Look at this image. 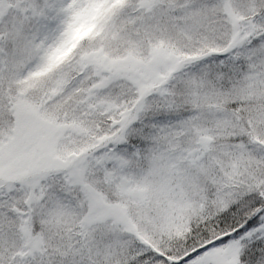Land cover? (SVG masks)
<instances>
[{"label":"snow or ice","instance_id":"1","mask_svg":"<svg viewBox=\"0 0 264 264\" xmlns=\"http://www.w3.org/2000/svg\"><path fill=\"white\" fill-rule=\"evenodd\" d=\"M0 264H264V0H0Z\"/></svg>","mask_w":264,"mask_h":264}]
</instances>
